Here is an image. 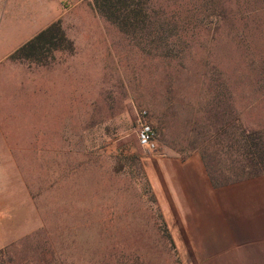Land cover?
Wrapping results in <instances>:
<instances>
[{
  "label": "rangeland",
  "instance_id": "rangeland-1",
  "mask_svg": "<svg viewBox=\"0 0 264 264\" xmlns=\"http://www.w3.org/2000/svg\"><path fill=\"white\" fill-rule=\"evenodd\" d=\"M53 7L60 38L11 61L0 264H181L153 198L146 208L142 161L159 154L140 145L139 115L161 152L264 171V0Z\"/></svg>",
  "mask_w": 264,
  "mask_h": 264
},
{
  "label": "crops",
  "instance_id": "crops-1",
  "mask_svg": "<svg viewBox=\"0 0 264 264\" xmlns=\"http://www.w3.org/2000/svg\"><path fill=\"white\" fill-rule=\"evenodd\" d=\"M53 9V0H0V154L10 128L12 55L56 19ZM163 153L142 161L146 208L153 198L181 264H264V174L228 178V170L208 167L206 155ZM9 218L0 191V250L11 243Z\"/></svg>",
  "mask_w": 264,
  "mask_h": 264
},
{
  "label": "trees",
  "instance_id": "trees-1",
  "mask_svg": "<svg viewBox=\"0 0 264 264\" xmlns=\"http://www.w3.org/2000/svg\"><path fill=\"white\" fill-rule=\"evenodd\" d=\"M58 23H54L45 30H43L39 35H37L35 38L30 40L28 43H26L24 46H22L20 49H18L13 55L12 59H24L26 57H31L33 55H37V57L40 56V53L42 49L44 48V38L47 35H50L55 40L60 38L58 35L60 31L58 32ZM247 155H252V152H248ZM258 155H264V149H259ZM229 176L233 178H238L241 176H250L255 175L251 173H245L244 174H230V171L228 172ZM256 174H264V171H260Z\"/></svg>",
  "mask_w": 264,
  "mask_h": 264
},
{
  "label": "built area",
  "instance_id": "built-area-1",
  "mask_svg": "<svg viewBox=\"0 0 264 264\" xmlns=\"http://www.w3.org/2000/svg\"><path fill=\"white\" fill-rule=\"evenodd\" d=\"M147 111H142L138 119V140L140 145L149 154H164L161 152L154 126L146 119Z\"/></svg>",
  "mask_w": 264,
  "mask_h": 264
}]
</instances>
